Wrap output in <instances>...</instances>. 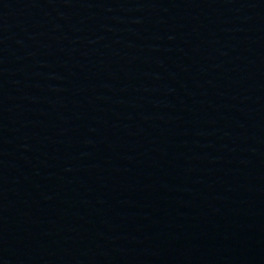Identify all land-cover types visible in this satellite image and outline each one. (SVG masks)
<instances>
[{
	"label": "water",
	"instance_id": "obj_1",
	"mask_svg": "<svg viewBox=\"0 0 264 264\" xmlns=\"http://www.w3.org/2000/svg\"><path fill=\"white\" fill-rule=\"evenodd\" d=\"M264 141V0H0V264H192Z\"/></svg>",
	"mask_w": 264,
	"mask_h": 264
}]
</instances>
